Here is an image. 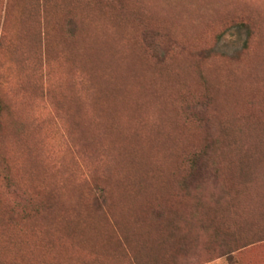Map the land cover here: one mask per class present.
<instances>
[{
  "label": "rangeland",
  "instance_id": "374dc122",
  "mask_svg": "<svg viewBox=\"0 0 264 264\" xmlns=\"http://www.w3.org/2000/svg\"><path fill=\"white\" fill-rule=\"evenodd\" d=\"M239 20L255 28L247 51L233 28L226 56L195 63ZM188 114L264 137V0H0V264H128L120 231L154 235L179 206L174 173L207 125ZM241 236L255 242L203 264H264V204Z\"/></svg>",
  "mask_w": 264,
  "mask_h": 264
},
{
  "label": "trees",
  "instance_id": "16d2710c",
  "mask_svg": "<svg viewBox=\"0 0 264 264\" xmlns=\"http://www.w3.org/2000/svg\"><path fill=\"white\" fill-rule=\"evenodd\" d=\"M233 28L246 31V40L236 57L247 51L255 36L254 26L246 20L231 21L217 33L212 46L193 51L195 63L202 65L213 57L226 56L215 47L222 36ZM158 36L144 31L141 41L147 54L157 63H163L167 58H163L159 49ZM114 90V95L116 92L124 93L125 86L115 82ZM202 97L194 104L196 110L207 107L211 99L209 91ZM196 118L199 123L205 121L207 125L200 124L203 128L200 147L190 152L180 171L174 173L181 197V201L174 204L179 206L168 213L167 220L156 224L154 235L150 230H137L134 238L139 239L135 242L123 229L117 235L120 240L119 256L128 259V264H203L225 256L232 259V254L255 242L241 235L250 217L258 214L264 204V167L261 165L264 160V137L254 141L255 137L251 135H240L244 139H253L243 144L227 132L230 123L202 116ZM247 118L248 122L256 120L253 115ZM214 123L220 131L219 136L212 128ZM207 183L211 185L206 195L209 187L204 185ZM99 191L102 195V189ZM97 200L100 204L106 202L104 196ZM158 215L164 216L165 212L158 211ZM203 236L206 239L201 238ZM200 252L203 256L207 254L205 259L192 261L195 257L199 258Z\"/></svg>",
  "mask_w": 264,
  "mask_h": 264
}]
</instances>
